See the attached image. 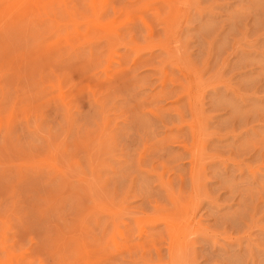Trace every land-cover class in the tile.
<instances>
[{"label":"rangeland","instance_id":"rangeland-1","mask_svg":"<svg viewBox=\"0 0 264 264\" xmlns=\"http://www.w3.org/2000/svg\"><path fill=\"white\" fill-rule=\"evenodd\" d=\"M0 264H264V0H0Z\"/></svg>","mask_w":264,"mask_h":264},{"label":"bare ground","instance_id":"bare-ground-1","mask_svg":"<svg viewBox=\"0 0 264 264\" xmlns=\"http://www.w3.org/2000/svg\"><path fill=\"white\" fill-rule=\"evenodd\" d=\"M150 26H151V25H150ZM195 136H196V135H195ZM192 147H193V146H192ZM194 162H195V161H194ZM192 164H193V166L195 167V163H192ZM169 224H171V223L169 222ZM143 231H147V230H145V228H144ZM175 241H176V240H175ZM172 242H173V241H172ZM169 248H170V250H171V249L173 248V245L171 244Z\"/></svg>","mask_w":264,"mask_h":264}]
</instances>
